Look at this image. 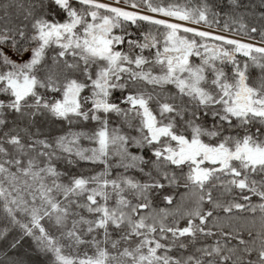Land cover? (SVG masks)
<instances>
[{
  "label": "snow or ice",
  "instance_id": "snow-or-ice-1",
  "mask_svg": "<svg viewBox=\"0 0 264 264\" xmlns=\"http://www.w3.org/2000/svg\"><path fill=\"white\" fill-rule=\"evenodd\" d=\"M0 264H264V11L0 0Z\"/></svg>",
  "mask_w": 264,
  "mask_h": 264
},
{
  "label": "trees",
  "instance_id": "trees-1",
  "mask_svg": "<svg viewBox=\"0 0 264 264\" xmlns=\"http://www.w3.org/2000/svg\"><path fill=\"white\" fill-rule=\"evenodd\" d=\"M221 3L227 5L229 3V0H220ZM257 5V12L264 11V8H260V0H252Z\"/></svg>",
  "mask_w": 264,
  "mask_h": 264
}]
</instances>
